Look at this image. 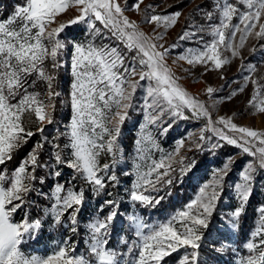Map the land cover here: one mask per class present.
Returning a JSON list of instances; mask_svg holds the SVG:
<instances>
[{
	"label": "snow or ice",
	"instance_id": "6c2138e0",
	"mask_svg": "<svg viewBox=\"0 0 264 264\" xmlns=\"http://www.w3.org/2000/svg\"><path fill=\"white\" fill-rule=\"evenodd\" d=\"M142 3L143 0H136L132 7L137 12L143 11L145 21L155 25V35L145 33L136 21L125 16L116 0H25L23 4L15 5L12 12L0 20V165L11 160L13 154L36 134L25 126L26 115L33 124L38 125L36 132L41 135V140L16 169L10 174L6 169L0 170V264H161L165 257L180 249H184L185 254L179 264H206L200 260L202 241L206 235L205 230H209L207 234L211 235L210 227H215L212 223L213 212L223 192L222 182L231 160L223 168L216 170L211 183L200 187L196 197L184 206V210L178 211L166 221L150 225L140 216L129 215L127 219L135 229L136 239L132 241L127 254H121L107 246L108 238L116 225L121 223L119 201L115 199H106L101 205V209H110L103 219L94 217L88 224V255L75 254V246L67 240L52 255L46 257L23 250L24 244L37 239L43 222L42 219H30L29 210L35 203L30 193L54 201L50 208L43 210L45 216H51V227L66 226L72 232L77 231V215L85 204V189L82 187L76 191L73 186L66 187L65 183L60 182L63 166L74 169L76 175L72 180L78 176L97 196L106 192L108 182H113L114 185L119 183L115 165L120 150V125L127 118L128 109L132 107L133 94L138 87H142L140 81H147L144 106L146 124L157 125L161 134H166L175 123V119H171L165 127V115L187 119L183 112L188 109L195 116L208 119L196 143L197 149L203 151L222 147L218 142L211 143V136L204 135L205 131H211L219 140L237 145L243 152L257 157L254 163H249L241 172V182L235 185L239 205L220 219L219 239L227 241L231 237L228 230L234 231L240 227V219L253 187L254 173L257 166L264 169V147L253 150L247 146L252 143L248 138L259 140L264 145V133L238 127L232 123L230 117H220L213 121L205 103L180 86L179 77L167 63L169 49L160 43L164 36L156 32V29L162 26L167 30L174 26L182 13L177 11L167 15L149 14L153 5H147L142 10ZM237 5H243L246 10L241 11ZM70 7H75L79 15L67 24L84 22L88 24L91 35L95 38L100 35L101 29L96 27L94 17L95 21H99L109 30L111 36L123 44L127 52L106 44L97 46L92 41L87 45L73 42V116L69 125L70 131L49 140L44 135V125L54 122L56 98L60 95L55 90V70L60 67L58 58L66 46L58 36L67 26L65 23H58L53 27V24ZM211 7L215 11H203L198 6V10L203 12L209 23L186 25L179 37L186 41L195 40L201 47L189 48L178 59L186 60L193 66L202 64L205 71L209 70V61L215 70H220L240 56V49L244 47L248 36L264 38V22H261L264 17V0H236L235 3L230 0H215ZM217 14L219 23H212ZM234 16L239 23H231ZM257 24L258 31H253ZM201 33L209 35L211 40L205 41L203 35H198ZM237 33H241L238 44L235 43ZM133 52L135 54L129 58L127 53ZM229 52L230 56L224 54ZM49 60L52 71L47 67ZM241 67L249 73L244 77V87L251 82L257 88H264V84H258L252 78V74L256 72L255 65H244L242 62ZM137 76L138 80L133 79ZM41 84L44 86L43 91L35 90ZM244 87H240L239 91L242 92ZM215 91L217 90L210 86L206 88L209 96ZM235 95L236 92L233 91L226 98L230 100ZM249 105H252V100ZM258 111L264 113V107H258ZM216 125L223 127L217 128ZM145 126L142 125V128ZM225 128L243 135L238 141L228 135ZM97 129L100 131L97 132ZM60 135L69 137V143L63 147L56 143ZM183 143L181 140L179 145L183 146ZM136 144L141 159H145V152L150 158L152 147L158 148L151 135L141 137ZM46 145H51V148L48 159L44 160L42 153ZM65 148L72 150L70 156H65ZM101 151L112 155L111 164L105 163L102 167L99 165ZM173 155L169 153L165 156L162 153L160 161L136 166L137 179L129 192L131 201L139 202L142 206L155 207L170 195V192H165L164 195L159 193L166 187L170 188L175 183L182 182L183 176L195 167V160L185 165V157H181L178 161L182 165L179 168V177L172 175L176 171L171 163ZM40 170H44V173L41 174ZM49 178L55 182L50 196L43 191ZM67 183L70 185L71 181ZM152 192L157 195H151ZM106 195L111 197L112 193L107 192ZM18 211L23 212L20 222L13 219V214ZM259 212V223L252 232L251 239L244 244L249 256L242 258L240 264H264V206ZM121 243L127 244L128 241L122 239ZM226 246L222 244L215 251L221 252ZM129 254L132 258L125 259Z\"/></svg>",
	"mask_w": 264,
	"mask_h": 264
},
{
	"label": "rangeland",
	"instance_id": "374dc122",
	"mask_svg": "<svg viewBox=\"0 0 264 264\" xmlns=\"http://www.w3.org/2000/svg\"><path fill=\"white\" fill-rule=\"evenodd\" d=\"M205 1L206 0H143L141 9L143 10L147 5L151 4L154 10L149 9V14L167 15L177 11L182 13V16L174 26L169 27L167 30L161 26L156 29V32L164 36V40H161L160 43L164 44L165 47L169 49V55L166 58L167 63L172 72L179 77L178 83L189 94L205 103L211 113L212 120L216 121L220 117H230L232 123H235L238 127H247L264 133V113L258 111V107H264V88H257V86H254L251 82L248 83L247 87H244V77L249 75V73L241 67L242 62L244 65H255L256 72L252 74V78L256 79L258 84H264V79H262L264 78V38H256L254 35L248 36L244 47L240 49V56L234 58L230 64L224 65L220 70H215L211 66L210 61L208 62L209 70L205 71V66L202 64L193 66L189 65L186 60L178 59L179 56L185 55L189 48L196 49L201 47L195 40L186 41L179 39V37L185 30L186 25L193 23L197 25L201 24L200 21L196 20V15H200L204 18L203 12L198 10V6L202 7ZM230 2L235 3L236 0H230ZM116 3L120 4L121 8L124 10L125 16L130 20L136 21L142 31L149 35L156 34L153 32L155 25L148 24L145 21L144 12H137L132 7L136 3V0H116ZM214 3L215 0H211V4L213 5ZM237 7H239L241 11L246 10L243 5H237ZM209 10L215 11L213 7L211 9H203V11ZM1 12L0 10V20H3L4 17H2ZM77 15H79L77 9L75 7H70L64 13L60 14L56 18V23L53 24V27L57 26L58 23H65L67 25L58 36V39L63 40L66 46L62 50V55L58 58L60 67L55 70L57 77V87L55 90L60 93L59 97L63 99L64 107L58 119H56L54 113V122L44 125V133L60 130L61 128H63L62 133L70 131L69 125L71 124L73 116V109L71 106V85L74 82V76L72 74L73 42L87 45L89 41H92V43L97 46L106 44L110 47H119L122 50L121 46L118 44L98 41L101 34L93 38L88 24L84 22L67 24L68 21L72 20ZM93 21L95 25L98 22L94 20V17ZM261 22H264V17L261 18ZM206 23L209 22L205 20V24ZM212 23H219L218 14ZM231 23H239L237 17L234 16ZM241 28H243V25H241ZM258 29L259 24H257V28L253 31H258ZM198 35H203L205 41L211 40V37L206 33ZM240 35L241 33H237L235 40L237 44L239 43ZM173 45H175V47H173ZM224 54L231 55L230 52ZM48 63L50 65V69L48 70L52 71L51 61L49 60L47 64ZM133 79L138 80L139 78L137 76ZM59 83L60 85H58ZM140 85H142V87H138L132 96V107L128 109V116L123 124L120 125V135L118 137L120 150L116 157L118 162L115 165V174L119 178V183L114 185L113 182H108L106 192L97 196L92 193L90 186L77 176V179H79L81 183H75L74 185L71 183L66 186H73L76 191H79L82 187L85 189V204L81 212L77 215V231L72 232L69 227L65 226L61 227L58 234L51 237V216L44 215L42 227L39 230L37 239L28 241L24 244L22 246L23 250L29 254L46 257L52 255L58 250V246H62V242L67 240L69 244L75 246V254L88 255L90 239L88 224L94 217L103 219L110 209L109 207L101 209V205L104 204L106 199H115L119 201L118 210L121 214L119 217L121 223L116 225L111 236L108 238L109 244L107 246L114 248L121 254H127L132 241L136 239L135 229L129 224L127 219L129 215L140 216L145 223L150 225L166 221L178 211L184 210V206L196 197L200 187L206 183H211L216 170L223 168L224 164L231 160L227 175L222 182L223 192L213 212L212 223L215 227H210L211 235L207 234L209 230H205L206 235L202 241L200 260L206 262V264H240L242 258L249 256V252L244 247V244L251 239V234L256 229L260 220L259 209L264 206V169L257 166V170L254 173L251 194L245 204L244 212L242 213V216L245 214L248 215L250 208L255 212V217L250 227L244 230V232L241 231V216L240 227L234 231L231 229L228 230L231 233L230 239L227 241L220 240L218 231L221 228L220 219L225 217L239 205L235 185L241 182V172L249 163H254L257 157L243 152L242 148L237 145H231L226 141L219 140L211 131H205L204 135L211 136V143L218 142L222 147L203 151L197 149L196 143L199 140L201 130L204 129L206 125L196 120L204 119L208 122V119L204 116L197 117L188 109H184L183 112L187 119L165 115V117H163L165 127L167 126V122L171 119H175V123L166 134H161V129L157 127V125L146 124L144 106L145 97L147 95V81H140ZM209 86L217 90L211 96L206 93V88ZM240 87H244L242 92L239 91ZM233 91L236 92V95L232 96L230 100L227 99L226 97ZM254 95L255 99H253ZM250 100H252V105H249ZM186 111L191 112L197 119H192L187 116ZM142 125L146 126L142 128ZM111 126L112 125H109V127ZM216 127L222 128L223 125H216ZM224 130L228 135L236 138L238 141L239 137L243 135L239 132L229 131L227 128ZM99 131L100 130L97 129V132ZM130 132H135L137 139L134 142V148L130 156H128L124 145L126 136ZM147 135H151L155 144L158 145V148L152 147L150 158L149 154L145 152V159H141V154L137 151L138 145L136 141ZM248 139L252 140V143L247 146L253 150L257 147H264V145L259 143V140L252 138ZM181 140L184 142L183 146L179 145ZM66 141L69 143L68 136H66ZM201 143L207 144L208 142ZM226 145L229 147H226ZM71 152L72 150L67 148L66 156H70ZM162 153L165 156L169 153L174 154L171 161L172 167L176 169V171L172 173L174 176L179 177V168L182 165H180L178 161L181 157H185V165L195 160V167L183 176L182 182H177L170 188L166 187L161 191L159 195H164L165 192H170V195H167L165 199L155 207H146L142 206L139 202L131 201L129 192L137 179L136 166L143 164L151 165L153 161L158 162L161 159ZM112 159L113 157L111 154L101 151L98 162L102 167L105 163L111 164ZM165 162L167 163L168 161ZM141 170L143 171L144 169L142 168ZM161 171H163V169H161ZM68 172L71 173L72 176L76 175L74 169L69 168ZM125 173L128 174L125 175ZM99 174L101 173H98V175ZM210 190L211 189H208V191ZM107 192H111L112 196H107ZM151 195L156 196L157 193L152 192ZM53 202L54 201L51 200V204ZM50 207L51 206L48 208ZM90 210H92V214L89 213ZM69 212H71V209H69ZM65 215L67 216V213ZM46 229H48V232H43V230ZM74 237H76V240H72ZM122 239L127 240L128 243H121ZM256 240L258 241L259 237H257ZM222 244L227 245L224 250L221 252L215 251V249L221 248ZM209 248L212 250L211 253L206 252ZM233 249H235V251H233ZM184 254V249H180L178 252L165 257L161 264H179ZM212 255L215 256L214 259H210ZM131 258L130 254L125 256V259Z\"/></svg>",
	"mask_w": 264,
	"mask_h": 264
},
{
	"label": "trees",
	"instance_id": "16d2710c",
	"mask_svg": "<svg viewBox=\"0 0 264 264\" xmlns=\"http://www.w3.org/2000/svg\"><path fill=\"white\" fill-rule=\"evenodd\" d=\"M25 0H0V10L2 11V17L6 18L13 10L14 6L20 3H24ZM211 4V0H206L203 4H202V9H211L212 7ZM196 20L200 21L201 24H205V19L202 18L200 15H196ZM97 28L101 29V35L99 37L98 41L101 42H110L112 44H118L121 46L122 50L127 52L126 49H124L123 44L117 40L115 37L111 36V33L109 32L108 29L104 28V26L98 21L96 23ZM135 53H127L128 57L130 58L132 55H134ZM48 69H50V65L49 63L47 64ZM60 85V83L58 84ZM43 84H41L38 88H36L35 90L37 91H43ZM33 89H30V91H32ZM63 99L60 97L56 98V110H55V116L56 119H58L60 117V115L62 114L63 111ZM187 116H189L192 119H197L191 112L186 111ZM68 118V115H67ZM34 119V117H33ZM199 121L200 123L206 125L207 121L204 119L201 120H196ZM25 126L30 128L34 133H36L33 137H31L28 141V143L26 145H24L22 148H20L18 151H16L13 154V157L11 160L6 161L5 165H0V170H5L7 171L8 174H10L14 169H16L21 161L27 156V153L29 151H31V149L35 146V144L41 140V135L40 133L36 132V128H37V124H33L32 121L28 118V116L26 115L25 117ZM63 132V128H61L60 130H53L50 132H46L44 133L45 136L48 137L49 140H52L53 137H56L58 134ZM137 139V136L135 134V132H130L127 136H126V140H125V149H126V153L128 156H130L133 148H134V142ZM56 143L60 144L61 147H63L64 144L67 143L66 141V136L65 135H60L59 139L56 141ZM226 147H229L228 145H226ZM51 145H46L45 146V150L42 153V158L44 160L48 159V151L50 150ZM67 153V148L64 149V154L66 156ZM201 167V166H200ZM69 168L67 166H63V170H62V177L60 178V182L61 183H65V186H68L69 184L67 183L68 181L72 180V174L68 172ZM41 174L44 173V170H40ZM72 185H74L75 183L79 184L81 183V181L79 179H75L74 181H71ZM55 182L51 180V178H49V180L46 182V184L43 186V191L45 193H48V195H51V189L52 187H54ZM7 186V185H6ZM31 199L33 201H35L34 204H32L31 209L29 210V216L30 219H43L44 217V209L48 208L49 206H51V200L48 197L45 196H37L35 193H30L29 194ZM92 214V210H90V212ZM23 217V212L18 211L17 213L13 214V219L17 222H20L21 219ZM255 217V212L251 210L248 211V215L245 214L244 216H242V222H241V231L244 232V230L248 229L251 225V223L253 222V219ZM81 229V228H80ZM52 233L50 234V236L52 237L55 234H58L61 230V227H55V228H51ZM43 232H48V229L43 230ZM76 240V237L72 238V240ZM82 244V242H81ZM207 253H211L212 250L211 248H209L208 250H206ZM214 255L210 256V259H214Z\"/></svg>",
	"mask_w": 264,
	"mask_h": 264
}]
</instances>
